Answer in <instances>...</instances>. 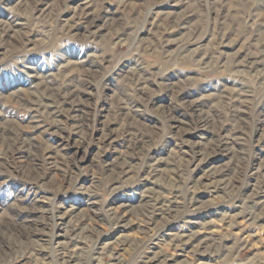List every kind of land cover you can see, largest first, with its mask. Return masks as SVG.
<instances>
[{
	"label": "rangeland",
	"instance_id": "374dc122",
	"mask_svg": "<svg viewBox=\"0 0 264 264\" xmlns=\"http://www.w3.org/2000/svg\"><path fill=\"white\" fill-rule=\"evenodd\" d=\"M0 264H264V0H0Z\"/></svg>",
	"mask_w": 264,
	"mask_h": 264
}]
</instances>
